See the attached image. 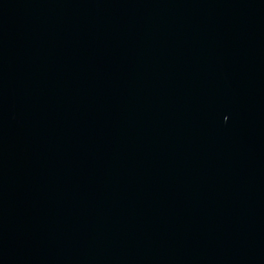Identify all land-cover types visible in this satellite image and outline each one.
<instances>
[{
    "label": "water",
    "instance_id": "water-1",
    "mask_svg": "<svg viewBox=\"0 0 264 264\" xmlns=\"http://www.w3.org/2000/svg\"><path fill=\"white\" fill-rule=\"evenodd\" d=\"M0 264H264V0H0Z\"/></svg>",
    "mask_w": 264,
    "mask_h": 264
}]
</instances>
